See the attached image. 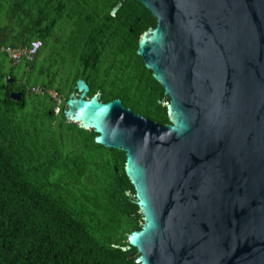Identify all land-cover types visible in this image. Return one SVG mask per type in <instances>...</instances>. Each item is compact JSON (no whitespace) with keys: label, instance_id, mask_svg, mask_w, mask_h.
Returning a JSON list of instances; mask_svg holds the SVG:
<instances>
[{"label":"water","instance_id":"1","mask_svg":"<svg viewBox=\"0 0 264 264\" xmlns=\"http://www.w3.org/2000/svg\"><path fill=\"white\" fill-rule=\"evenodd\" d=\"M139 1L157 26L137 53L165 88L171 123L89 97L84 79L64 110L126 152L143 222L116 246L137 248L139 264H264V0Z\"/></svg>","mask_w":264,"mask_h":264},{"label":"trees","instance_id":"2","mask_svg":"<svg viewBox=\"0 0 264 264\" xmlns=\"http://www.w3.org/2000/svg\"><path fill=\"white\" fill-rule=\"evenodd\" d=\"M119 1L0 0L1 45L43 42L33 60L21 63L31 67L24 83H17L20 64L0 59V264H139L137 248L116 246L127 245L128 233L141 228L139 206L127 194L135 189L125 171L126 152L99 144L109 172L97 175L93 194H78L71 186L84 175L78 165L67 163L55 144L47 155L36 119L30 123L20 117L32 104L49 122L66 118L65 106L60 116L55 114L48 91L61 92L64 86L69 98L70 81L85 77L90 94L100 89L103 101L121 98L134 112L167 121V109L158 101L160 84L137 53L142 33L157 18L139 0H125L114 16L111 11ZM38 83L45 93L31 94ZM11 90L23 91V100L11 99ZM63 124L60 120V128ZM72 127L67 129L76 138L82 129L75 123ZM49 131L60 145L55 131ZM58 168L63 172L52 180ZM103 206L108 221L98 212ZM121 227L114 239L113 232Z\"/></svg>","mask_w":264,"mask_h":264},{"label":"rangeland","instance_id":"3","mask_svg":"<svg viewBox=\"0 0 264 264\" xmlns=\"http://www.w3.org/2000/svg\"><path fill=\"white\" fill-rule=\"evenodd\" d=\"M47 53H49V49H47ZM16 71L18 72L17 83H24L28 80V76H30L29 74L31 72V67L25 66L24 64H20V65L16 66ZM31 82L33 83V79L30 80V83ZM38 86L40 88L44 87V85L41 83H38L36 85V88ZM47 90H49V88H47ZM50 90L54 94L55 93L57 94V99L56 100L54 99V101H55L54 111H55V114L57 116H60L61 110L64 106L66 107V102L68 100V98L66 97L67 90L64 89L61 92H56V89H54V88H51ZM30 93L42 95L45 92L44 93L30 92ZM28 98H29V96H28ZM59 104L61 106L60 110H58V108H57V106ZM31 106H32V104L28 105L20 117H22V118L24 117V119L30 123H32L33 120L36 119L34 125L37 126L41 130L40 136L42 137V142H43L45 148L47 149V155L50 154V156H51L50 152L53 151V145L55 144V149H56V147L59 149L57 151L61 152L64 159H66L67 163H71V164L74 163L76 165H79V163L82 162L83 160L84 161L88 160V155L86 153L84 154V157H81V156H79V154L77 152H75L77 150V140L75 137H73V134H71L70 131L68 129H66L64 126V125H66L69 128H73L72 126H74V123L67 122L70 120H68L67 118H63V117H62V119L60 117H58L57 119H53L52 121L49 122V121H47V118L40 116L41 115L40 112L38 110L36 111ZM35 115H36V117L34 118ZM60 120L63 121V123H64L63 126H61V128L59 125ZM49 128H51L55 131V133L53 135L57 136V138L59 139L60 145L58 144L56 146V142L53 141L54 137L52 135L50 136ZM77 131L79 133H81L80 130H77ZM76 135L78 136V134H76ZM80 135H82V134H80ZM55 153H57V152L55 151ZM62 172H63V169L58 168L56 171V174L54 176H52L53 177L52 180L59 179ZM72 181L73 182L71 183V186L74 188V191L78 194H81L80 190H82L88 194H93L94 190L96 188H98V186H99V178L97 177V175L95 176L93 174H84L79 181H75L74 179ZM89 206L91 207V209H94V205H92L91 203H89ZM98 212L100 213V216L103 220L108 221V213L106 212L105 209H100ZM94 216H95V214H94ZM122 230H123V227H121V229H119L118 232H113L114 233V235H113L114 239H119V236H120Z\"/></svg>","mask_w":264,"mask_h":264},{"label":"flooded vegetation","instance_id":"4","mask_svg":"<svg viewBox=\"0 0 264 264\" xmlns=\"http://www.w3.org/2000/svg\"><path fill=\"white\" fill-rule=\"evenodd\" d=\"M156 26H157V24L155 26H153V27H156ZM77 75H80V74H77ZM102 75H104V74H102ZM79 79H84L88 83V85L90 87V90L88 92V96L90 97V96L94 95L95 93L94 94H90V92L92 90V87H91L90 82L85 77H78V78L74 77V80L70 81V83L73 84V90L72 91L75 90V87H76L77 82H78ZM127 83L130 84V81H128ZM159 84H160L161 90L163 91V96L161 98H159L158 101L162 105V107H166V109H167V106L164 104V102H162L163 99H164V96H165V88L162 86L161 83H159ZM62 89L64 90V89H66V87L63 86ZM77 92H78V90H77ZM97 92H101V100H102V91L99 89ZM167 101H170V96L167 97ZM104 102H106V101H104ZM167 115H168V110H167ZM67 122L75 123V124L78 125L79 128H81L79 126V124L77 122H75V121H71L70 120V121H67ZM160 123L163 124V125L171 123L169 115H168L167 121L160 122ZM64 126H65L66 129L68 128L66 125H64ZM81 129H82L81 133H79L78 136L76 135V140H77V150H76V152L81 157H84V154L86 153L88 155V160L87 161L83 160L82 162L79 163V165H78L79 171L82 174H93V175L108 173L109 172V168L106 166V161L103 160L102 154L99 152V146H98L99 143H97L96 140H95V138L98 135V133L94 129H89V130H86L84 128H81ZM83 130H85L87 133H84ZM80 134H82V135H80ZM106 148H110V147H106ZM114 169H115L116 172L118 171L117 164H114ZM133 193H135V192H133ZM91 204H92V202H91ZM102 209H105L106 212L109 213L108 209L105 206H103ZM138 213H139V208H138ZM142 222H143V216L141 215L140 222H139L140 225L142 224Z\"/></svg>","mask_w":264,"mask_h":264},{"label":"built area","instance_id":"5","mask_svg":"<svg viewBox=\"0 0 264 264\" xmlns=\"http://www.w3.org/2000/svg\"><path fill=\"white\" fill-rule=\"evenodd\" d=\"M43 46V42L40 39L32 41L29 45L12 47L8 45L0 44V59L6 56L13 64L18 65L27 60H33L35 56L39 53ZM39 87V86H38ZM36 88V86L31 88V92L44 93L43 88ZM48 93L56 100L57 94L53 93L51 90ZM58 110L61 109L60 104L57 106Z\"/></svg>","mask_w":264,"mask_h":264}]
</instances>
